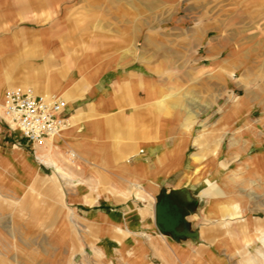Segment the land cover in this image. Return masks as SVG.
Listing matches in <instances>:
<instances>
[{
    "label": "rangeland",
    "instance_id": "rangeland-1",
    "mask_svg": "<svg viewBox=\"0 0 264 264\" xmlns=\"http://www.w3.org/2000/svg\"><path fill=\"white\" fill-rule=\"evenodd\" d=\"M39 3L41 20L65 44L67 89L72 101L78 99L74 108H83L76 110L90 113L92 98L81 90L85 76L96 68L104 64L112 67V76L134 75L112 94L110 113L67 127L71 148L59 150L69 180L37 164L34 148L0 119V165L6 169H0V264H245L264 238V154L252 158L247 168L229 151L231 143L249 138L252 126L264 131V0H67L66 8L57 0ZM48 53L39 49L41 57ZM23 85L40 94L47 91L44 84ZM190 115L188 133L184 123ZM198 137L200 144L194 142ZM55 140L60 148L61 141ZM51 142L40 145L48 148ZM166 144L174 148L161 163L157 151ZM179 144L180 150L175 148ZM69 149L97 166L67 162ZM197 151L201 156L195 163ZM255 151L252 145L247 153ZM15 152L23 155L13 157ZM148 155L154 157V170ZM170 155L178 161L162 172ZM182 158L178 172L161 176L179 168ZM197 167L212 178L211 188L199 180L185 181V172L192 174ZM176 182L188 185L175 187ZM97 190L102 196L94 199ZM172 190H180L185 234L163 235L183 243V253L176 255L174 244L152 236L144 239L145 255L127 253L132 240L100 242L96 255L92 245L107 234L84 220L89 212L111 207L134 220L147 209L145 221H153L151 200ZM137 191L144 199L136 197ZM218 191L223 196L213 195ZM231 205L246 212L229 216L236 211ZM111 231L114 240L126 238ZM251 264L264 262L252 259Z\"/></svg>",
    "mask_w": 264,
    "mask_h": 264
},
{
    "label": "crops",
    "instance_id": "crops-1",
    "mask_svg": "<svg viewBox=\"0 0 264 264\" xmlns=\"http://www.w3.org/2000/svg\"><path fill=\"white\" fill-rule=\"evenodd\" d=\"M57 1L60 3L62 1V3H64L65 8L67 7V0H57ZM39 4H40L39 0H0V83L3 86L2 96L5 89L9 87H13V86L28 87L26 85H23L27 83H31L36 86H38L37 84H44L43 90H47V91H45L46 93L45 92L42 93L55 94L61 96L67 102L66 112L67 115L69 116V128H68L69 130L71 127H76L87 119L91 121L95 117L94 115L97 113H99V115L110 113L114 103L113 102L114 95L112 96V94L119 91L121 89L120 86L123 85L125 82H129V79L134 75V72L128 71L127 73H121V74L117 73L115 76H112V74L114 73L111 66H105L103 64L102 65L103 67L100 68L99 71L96 68L94 72H97V75L93 76L94 72L92 71L88 74L89 76H87V78L85 76L83 80V88L81 90V92H86L85 94L92 98L91 102L88 104L91 114L90 113L86 114L81 112V110H76L83 108L80 107L76 109L74 108L72 102L73 101L76 102L78 99L72 101V97L67 89V55L64 53L66 49L65 44L58 39L57 37L58 35L56 32H53L52 27L45 25L43 23L44 20L43 21L41 20ZM41 47H43V49L45 48L48 49L49 51L48 58L40 56L39 49ZM51 67L53 68V70ZM23 68L26 69L24 72L22 71ZM46 68L47 70H45ZM108 75L113 77L111 81H107ZM102 83L103 85H107L110 83L111 86L109 88H104L102 86ZM142 85L145 87L146 83L144 82ZM144 89L147 90L148 89L147 86ZM34 93L40 94L35 91ZM102 121L105 125L106 122L104 121V119ZM230 125H231L230 122H228L227 127L229 128ZM6 128H8L7 125ZM66 130L67 128L59 136L54 138L58 141H61L60 148L57 147L60 150H65L68 147L71 148L67 143ZM11 131L14 132L15 136L18 139H20L21 141L24 140L18 131L16 130H11ZM164 136L165 134L164 131L162 130L158 137L160 140H162L164 139ZM199 139L200 137H198V140H194V142L198 141L197 144H200ZM173 142L177 143L178 140L173 139ZM24 144L26 146L28 145L33 147L35 152L36 144L34 145L28 143L26 140ZM217 145H219L220 147V140L217 142ZM173 148L174 147L172 145L166 144L157 151V154H159L160 152L167 153L169 149H173ZM175 148L180 150L182 147L179 144V146L176 145ZM69 150H73V149H69ZM175 152L179 153L178 150H175ZM75 153L77 155V158H73V160L67 162L71 164L87 163V164L95 165V163H91L88 160L87 162L86 159L83 158V156L77 150L75 151ZM79 156L83 158V160L80 159ZM198 157L199 156H197V158ZM150 158L151 156H149V168L150 170H154L156 168L152 161L154 157L151 160ZM183 158H184V152H183ZM183 158H182L181 166L179 168L172 171L168 175L163 174L161 176L167 177L178 172L182 168ZM193 158H196V156L193 155ZM177 161H178V156L170 155V157H167L166 164L161 168H159V170L161 171L165 169L169 170L172 168V165L174 163H177ZM72 168H73L72 170L70 168L68 169L70 172L74 173L73 171L74 167ZM95 169H97V167ZM182 177H183V173L181 177L177 180V182L179 180L181 181ZM177 182L175 187H180L181 185H184L183 182H181L179 185L177 184ZM76 186L78 185L76 184ZM115 192H117L121 197L123 196L122 192L116 190ZM99 194L100 191L97 190L96 197L94 199L102 196ZM205 195L208 196V194L206 193ZM81 197L80 200H82ZM115 200L118 201L121 200V198ZM151 201L152 202L150 203V205L151 208H153V221L150 220L145 221V216L148 212L147 209L139 210L137 215V219L139 220L137 219L133 220L132 218L126 220L124 218L123 211L121 212L114 208L105 207V206H101L99 210L96 212H89L85 216L84 220L87 223H96L98 226L101 227L100 230L106 229V234H107L106 237H100V239L97 240L94 245H92L93 249H95L96 255L97 256L100 255V250L98 249V247L100 246L99 245L100 242L103 243L107 242L114 245H120V244L124 245L125 242L128 240L133 241V243L129 244V247L133 249L132 254H134L135 252L137 253V256H141V254L145 255V253L148 250V247L146 243L144 245V239L146 237L147 240H149V237L152 238V236L161 238V240H164V242L167 245L170 244L172 246L174 244L176 255L178 253H183L184 247L183 245H181L183 243L178 244L175 241L172 242V240L170 241L169 238L165 237V235L161 234V232H158L155 229L156 225L154 222V201L153 200ZM70 212L71 214H74L72 210ZM95 217L100 219L101 223L99 222L97 223ZM111 229H114L118 233H120L121 231L126 236V238H124L122 242L114 240L110 235V233L112 232ZM138 239L139 240L143 239V241L141 243H138L137 241ZM140 245L142 246L141 251H140L141 248ZM101 253L103 254L104 252L101 250ZM249 259L252 260V258Z\"/></svg>",
    "mask_w": 264,
    "mask_h": 264
},
{
    "label": "built area",
    "instance_id": "built-area-1",
    "mask_svg": "<svg viewBox=\"0 0 264 264\" xmlns=\"http://www.w3.org/2000/svg\"><path fill=\"white\" fill-rule=\"evenodd\" d=\"M67 102L55 94H34L30 88L5 89L0 104V119L31 144H46L69 125ZM69 153V159L73 160Z\"/></svg>",
    "mask_w": 264,
    "mask_h": 264
},
{
    "label": "bare ground",
    "instance_id": "bare-ground-1",
    "mask_svg": "<svg viewBox=\"0 0 264 264\" xmlns=\"http://www.w3.org/2000/svg\"><path fill=\"white\" fill-rule=\"evenodd\" d=\"M0 86H1V83H0ZM18 87H20V86H18ZM21 88L27 89L28 87H21ZM33 93H34V91H33ZM34 94H36V93H34ZM1 100H2V96H1ZM0 104H1V102H0ZM197 115H198V113H195L194 114V116H197ZM192 118L193 117H191V115H190L189 117L186 118V122L184 123V128L186 129V131H188V133H189L190 129L193 126V123L189 122ZM66 128H64V129L60 130L59 132H57L50 139V140H52V142L47 144L48 148H46V146H41L40 144H36V146H35V148H36L35 153H36L37 164H43V165L52 167L54 169V171H53L54 172V175L58 176L60 178V180L61 179H65L66 177L69 180L70 177L68 176V173H67V170L65 168V165L63 164V161L60 158V157H62V158L64 157L63 156V152H61L57 148V146L54 144V138H56L57 136H59ZM257 129H258L257 127H253L252 126L251 127V130H250L251 133H250L249 138H247L240 145H239V143H231L230 144V149L231 150L229 151V153L232 154L233 157H237V156L240 157L241 160H242V162L244 163L242 165H244L247 168H250L251 167V162L250 161H251L252 158H255L256 156H259L260 154H264V131H258ZM188 136H189V134H188ZM252 145L255 147L256 151H255V153L253 155H249L247 153V150ZM54 150H55V152H54ZM52 151H53V154H51ZM218 152H219V145H217V147L214 149L213 154L215 155ZM17 153L22 154L21 152H15L14 155H13V157H15ZM70 154L74 158H77V155H76L75 151L70 150ZM164 155H165V152H161L157 156V158H158L157 160L162 163V159H163ZM194 156H196V158H193V160L195 161V163H197L199 161L198 158H200V156H201L200 151H197L194 154ZM197 156H199V157L197 158ZM79 158L83 160V158H81L80 156H79ZM95 166H97V165L95 164ZM0 169H3V167L1 165H0ZM3 170L6 171V169H3ZM32 171H33L32 174H35L37 172L36 167H34L32 169ZM167 171H170V169L169 170H166V171L163 170L162 172H167ZM184 178H185V181H187V182H193L194 180L202 181L203 185H206L208 189L211 188V184L213 182L212 178L209 177V176H206V174L204 172H201L198 167H197V169H195V171L192 174L190 172H185ZM135 182H136V180L133 183H135ZM79 184L83 185L84 183H79ZM184 185L185 186H183V187L185 188L188 184H185L184 183ZM207 188L203 189L204 193L207 192ZM180 190H183V189H180ZM139 193L140 192L137 191L136 197H138L140 199H144V197L141 194H139ZM213 195L214 196H221V195L223 196V193H221L220 191H218V192L214 193ZM229 201L232 204V200H229ZM231 206L233 207V209H237L236 206H233V205H231ZM245 212H246V209L245 208H242L240 211H237L236 210L234 213L233 212L228 213V215L231 216V215H234V214H241V213L244 214ZM162 234L170 235V233L165 232V231H163ZM127 253L129 255L132 254L133 253L132 248L131 249H128L127 250ZM251 258L253 259L254 262H260V261L261 262H264V238H262V247H261V249L258 250V251L252 252ZM244 263L245 264H251V260L248 258V260H245Z\"/></svg>",
    "mask_w": 264,
    "mask_h": 264
},
{
    "label": "water",
    "instance_id": "water-1",
    "mask_svg": "<svg viewBox=\"0 0 264 264\" xmlns=\"http://www.w3.org/2000/svg\"><path fill=\"white\" fill-rule=\"evenodd\" d=\"M185 208L180 190L160 193L154 203V222L160 232H168L174 238L184 236Z\"/></svg>",
    "mask_w": 264,
    "mask_h": 264
}]
</instances>
